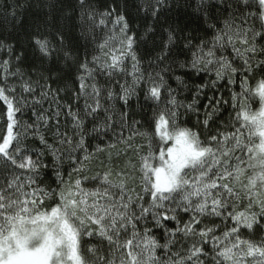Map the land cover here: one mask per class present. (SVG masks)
<instances>
[{
	"label": "snow or ice",
	"instance_id": "snow-or-ice-1",
	"mask_svg": "<svg viewBox=\"0 0 264 264\" xmlns=\"http://www.w3.org/2000/svg\"><path fill=\"white\" fill-rule=\"evenodd\" d=\"M0 264H264V0L5 4Z\"/></svg>",
	"mask_w": 264,
	"mask_h": 264
},
{
	"label": "trees",
	"instance_id": "trees-1",
	"mask_svg": "<svg viewBox=\"0 0 264 264\" xmlns=\"http://www.w3.org/2000/svg\"><path fill=\"white\" fill-rule=\"evenodd\" d=\"M21 2H22V0H21ZM97 2L99 3V4H103L104 2H105V0H97ZM8 3H12V0H0V13H2V11H3V8H4V6H5V4H8ZM31 3L32 4H35L36 3V0H31ZM183 10H180V12H178V13H173V16L174 17H176V16H180V18H181V20H183L184 19V17H183ZM25 15H27V13H25ZM109 28L111 29V25L109 26ZM101 35H103V34H101ZM228 53H231V48H229L228 49ZM133 63V61H131L130 59L127 61V67H128V69H129V71H131V64ZM177 74H181V73H177ZM200 75V79H197L195 82L196 83H203V76H206V75H208L207 73H201V74H199ZM121 79H123V76H121ZM169 83H171L172 84V86L173 87H175L176 85H175V81L174 80H170L169 81ZM254 83V82H253ZM117 88H118V85H117ZM220 89H221V91H223V93H224V96H225V98L227 99L228 97H229V95H230V93L227 91V90H225L224 89V85H223V83H221L220 84ZM239 80H237V82H236V87H235V91H237V92H239ZM212 94V92L211 91H209L208 93H207V95H211ZM53 96H55V93H53L52 94ZM61 96H63V93H61ZM143 96V94L141 93V97ZM182 99H183V97H181ZM51 99V98H50ZM189 99H190V96H189ZM82 103V102H81ZM122 103V102H121ZM201 110H203V104L204 103H207V99H206V97L204 98V99H202L201 100ZM212 103H215V101H212ZM251 105H252V108H253V110H255L256 108H258L259 107V98L257 97L254 101H252L251 102ZM48 106V104L47 103H45V107H47ZM229 107H230V105H229ZM221 111H222V113H223V116L225 117V118H227V116H228V112L227 111H225V110H223V109H221ZM30 114V113H29ZM192 123H195V117L193 116V118H192ZM31 138H29V140H30ZM185 219H187V217H185Z\"/></svg>",
	"mask_w": 264,
	"mask_h": 264
}]
</instances>
